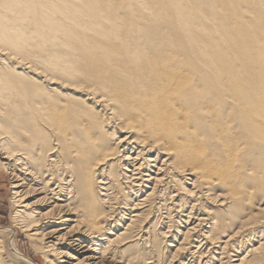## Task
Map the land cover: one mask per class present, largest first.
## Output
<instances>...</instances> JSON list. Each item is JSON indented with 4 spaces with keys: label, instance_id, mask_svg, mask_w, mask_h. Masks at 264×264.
I'll use <instances>...</instances> for the list:
<instances>
[{
    "label": "bare ground",
    "instance_id": "1",
    "mask_svg": "<svg viewBox=\"0 0 264 264\" xmlns=\"http://www.w3.org/2000/svg\"><path fill=\"white\" fill-rule=\"evenodd\" d=\"M0 159L49 264H154L162 240L117 243L155 205L178 210L174 255L208 223L200 263L264 264V0H0Z\"/></svg>",
    "mask_w": 264,
    "mask_h": 264
},
{
    "label": "rangeland",
    "instance_id": "2",
    "mask_svg": "<svg viewBox=\"0 0 264 264\" xmlns=\"http://www.w3.org/2000/svg\"><path fill=\"white\" fill-rule=\"evenodd\" d=\"M26 72L31 77H34L33 79L40 81L45 86V88L51 90V93L48 95L47 98L49 101L53 102L54 106L56 107L61 106L59 103L63 104L62 102H65V100L68 101L70 98H72L69 95H67V94H72L71 90H74L73 88H71L70 85L62 84L64 86L63 87L61 84L57 83L55 79H54L55 81L50 82L48 81L49 78L36 75V71L26 70ZM30 95H32V93ZM32 101L38 102L39 98L33 96ZM65 116L69 118H74L72 123H75L79 120V117H70L68 113H65ZM68 122L69 119H65V122L58 121V123H68ZM3 163L4 162L0 159V234H1V242H2L0 247V264H49V259L44 255L43 251L41 250V243L39 241H31V239L27 236V234L23 232L20 229V226H18L14 221L15 210L17 208L14 205V199H13L14 198L13 190H12L13 177H11L12 175L10 170L6 166L2 165ZM150 186L152 187V185ZM145 192H150V190L145 189ZM173 196L174 197L171 200H168L167 202V204L170 207L171 206L174 207L176 203L178 204L180 199L177 198L179 194L175 192ZM143 197L144 195H141L140 198ZM184 198L188 199L189 202L191 200L198 199V197L196 196H193L190 199L187 193L186 196H184ZM25 200L26 201L24 205H28L29 203L33 202L34 199L29 197L26 198ZM201 201H203V199ZM191 202H192L191 205L195 203L194 201ZM158 207H159L158 205L153 206L151 208V211H149L150 208H145L140 210L139 213L141 214V216H139L138 218L139 221L136 223L134 229H132V233L125 235L124 237H126V240L117 243V246L122 248H128L129 246L135 245L138 242L142 244V242L148 239L145 243H148V246L152 247L153 242L159 239L162 240V245L160 249L161 253L157 259L152 260L154 261V264H160V263L180 264L186 258L188 261H186L185 263L189 262L188 264H195V262L196 264H202V263L205 264L206 262V261L204 262L205 259H202L203 261L201 260L200 263L199 252H197V254H192V253L199 250L202 252L203 251L206 252L208 250L209 246L207 247V245H203V244L202 246H200L201 248L199 250L196 249L199 247L200 241L205 243L202 234L203 231L204 234H208L207 232L209 231L208 227L210 226V224L206 223L205 225H200L196 229L197 233L192 234L190 236V239L185 241L184 243L186 245L185 250H181L174 255L176 249L179 248L180 244L183 242V237L178 236L179 238L178 240H176L175 236L178 235L176 232L183 234L185 230H183V228H178L176 226V221H178L179 219L177 217L178 210L174 211V209H172L171 212L172 217L170 219H167L166 210L165 209L159 210ZM202 208L203 206H201V208L200 207L195 208L193 210L194 214L199 215V214L210 213L209 211L202 210ZM255 208L256 206L253 207V209ZM114 209L111 213L112 214L114 213L113 214L114 218H116L118 210L117 209L114 210ZM186 214L187 213H185V215ZM197 217L198 216H196V218ZM194 218L195 217H193L192 223L189 228L195 227L197 225L196 219L194 220ZM126 219H128V216L126 217ZM129 223H130L129 221H127L125 225L123 223L119 233H123L124 228H126L129 225ZM258 227L259 225L251 229L243 230L239 235H236L232 237V239H230V242L233 244L247 235L250 236L253 235V238H251L247 243H244L245 245H242L240 250L237 249L236 252H232L233 253L232 260H239L245 257L248 250L251 249L252 245L258 246L257 242H259V238L256 237L254 238L255 233L258 232ZM233 232L234 229L231 230L230 234ZM142 236H145L144 241H141ZM194 239L198 241V243H195ZM170 245H173L174 247H169ZM15 253H18V255L20 256H17ZM133 254L134 253H130L128 255H133ZM22 257L29 260V262L24 261ZM248 259L249 257H246L243 264H248L249 263ZM236 263L237 262H233V264Z\"/></svg>",
    "mask_w": 264,
    "mask_h": 264
}]
</instances>
